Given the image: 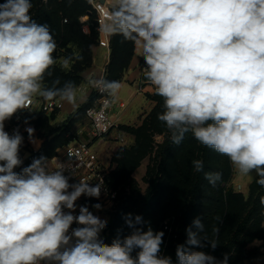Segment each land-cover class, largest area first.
I'll return each instance as SVG.
<instances>
[{
  "label": "clouds",
  "instance_id": "obj_1",
  "mask_svg": "<svg viewBox=\"0 0 264 264\" xmlns=\"http://www.w3.org/2000/svg\"><path fill=\"white\" fill-rule=\"evenodd\" d=\"M32 7V0L0 2V264H173L162 254L165 232L145 227L139 215L126 214L131 232L105 242L108 218L77 204L81 197L100 199L102 177L95 184L70 183L72 172L66 175L63 165L50 170L45 155L23 166L25 137L19 124L6 131V122L19 120L37 97L78 108L75 82L44 83L57 63V43L49 25L33 19ZM102 30L139 50L144 77L163 99L157 118L173 145L191 132L226 156L238 175L255 173L264 188V0H116ZM82 59L66 56L61 67ZM87 83L105 96L103 110L118 101L120 81L89 76ZM23 124L38 148L35 128L27 118ZM192 167L213 188L222 180L220 172H205L201 159ZM259 203L264 210V196ZM91 208L104 210L101 203ZM185 231L175 264H228V253L218 260L203 250H216L219 227L209 239L197 217Z\"/></svg>",
  "mask_w": 264,
  "mask_h": 264
},
{
  "label": "trees",
  "instance_id": "obj_2",
  "mask_svg": "<svg viewBox=\"0 0 264 264\" xmlns=\"http://www.w3.org/2000/svg\"><path fill=\"white\" fill-rule=\"evenodd\" d=\"M32 5L31 16L38 23L49 25L57 46L73 43L79 49V54L83 56L82 60L73 61V66L68 71L62 70L57 65L53 66L50 69L52 76H46L45 85L50 87L52 80L58 78L59 86H62L65 81H73L79 86L85 80L83 72L93 64L94 56L91 46L97 44L96 33L92 32L91 35H87L81 27L82 16L89 14L92 19L94 15L91 2L89 0H48L44 4L42 0H32ZM135 49L133 42L125 40L119 34L112 35L110 61L105 78L121 81L135 55ZM54 57H56V52ZM146 96L150 98L149 94ZM95 99L96 94L92 92L59 127L51 124V120L56 117L57 110L51 114L40 112L31 117V123L38 130V137L43 141L37 152L30 151L29 156L24 159L23 166H27L33 158L41 155L51 158L60 147L67 144L71 140L69 135L72 127L85 116L87 108L93 105ZM156 99L159 105L153 110L151 118H145L141 127L120 126L121 130L135 132L139 142L134 149L120 150L116 156L118 169L113 172L111 178L109 177V181L114 188L119 190L121 187V191L119 190L121 202L110 221L109 236L105 242L111 243L118 236L123 238L131 232L124 220L128 213L141 216L147 222L145 227L150 224L157 231L160 227L163 229L166 216L173 214L175 221L172 226L177 237L171 238L166 248L167 254L173 259V264L176 262V246L186 241L185 229L192 225L197 217H200L204 223L205 234L209 239L215 238L212 233L213 227L220 228L216 250L205 248L204 251L218 260L223 259V255L228 253V264L240 263L244 255L248 259L253 258L256 252L247 250V245L257 237L262 238L263 230L260 225L264 219V210L259 200L261 196H264V188L257 185L254 180L250 185L251 195L246 201L240 199L241 197L235 193L232 186L224 190L221 184L228 182L232 177V165L229 159L201 145L191 132L188 135L198 143L197 153L195 157H192V161L203 160L205 172L222 173V180L215 188L209 185L203 173L195 172L192 166L190 169L185 167V155L180 152L181 144L173 145L170 138L163 147L165 149L161 148L159 163L155 164L149 172L150 185L144 193L139 189L136 181L131 178L132 171L150 150V139L144 132L146 123L158 120V114L164 110L163 99L160 96ZM158 126L163 128L164 124L159 121ZM20 155L21 157L23 155L21 151ZM224 159H226L225 162ZM126 186L129 187L130 192L124 195ZM236 201L240 202V205L237 206Z\"/></svg>",
  "mask_w": 264,
  "mask_h": 264
},
{
  "label": "rangeland",
  "instance_id": "obj_3",
  "mask_svg": "<svg viewBox=\"0 0 264 264\" xmlns=\"http://www.w3.org/2000/svg\"><path fill=\"white\" fill-rule=\"evenodd\" d=\"M89 2H91V0H89ZM107 2L109 3L110 6L113 7V5H115L116 3V0H107ZM94 45L95 44L91 46V49ZM55 52H56L55 58L57 59L56 65L62 70H66V71L71 69V67L73 66V62L70 64V67L68 69H64L61 67L62 59L66 56H72L74 53L75 54L80 53L79 49L73 43H68L64 46L63 44H58ZM109 61L110 58H106V62H105L106 69L108 67ZM139 65L141 67L145 66L143 65V59H141ZM139 78H140L139 81L140 83H138L137 81L133 84H125L124 87L121 88V92L119 93L118 100H123L126 103L127 107L124 109H118L115 106L116 104L112 105V115L118 114L122 117L121 126L126 125L133 128L141 127L143 125L145 118H151L153 110L155 109V107L159 105L156 99L159 96L155 94L153 87L150 85V83H143V82L141 83V77ZM86 81L87 79H85L83 83H86ZM146 94H149L150 98H148ZM76 95L77 97L80 98L81 97L83 98L85 96L84 93H82L79 90H77ZM36 100L40 101L42 100V98L37 97ZM63 113H65V111L61 109L59 112V116L56 118V121H54V123L60 122L61 117H63L62 115ZM158 125H159L158 120H155L153 123L151 122L146 123L144 132L146 133V135L149 136L150 150L147 153V155L140 160L139 165L134 169V171H132L131 174V178H133L136 181L139 189L143 193L147 190V188L150 185L149 172H151V169L154 167L155 164L159 163L161 159L159 154L161 152V148L165 147L167 139H169L171 136V133L168 131L165 125L163 126V128L159 127ZM117 137L118 135L116 133H113L104 139H98V141L93 139V141L95 142L94 148L97 150L103 162L109 168L110 178L112 177L113 172L118 169V162L116 161V156L118 152L120 150L121 151L132 150L134 149V147L138 145L139 142L138 136L135 134V132H127L121 130L122 139L121 138L117 139ZM69 138L71 139L69 142H72L73 140L82 141V140L92 139V128L86 116H84L79 122H77L72 127ZM197 148H198V143H196L194 139H192V137L187 133L186 137L181 143V151H180L185 155L184 165L187 169H190V167L192 166V157L196 156ZM164 149L165 148H163V150ZM30 151L31 149L26 147L24 148L23 151L21 150V153L23 154L21 158L23 160L26 159L29 156ZM223 161L225 162L226 159H224ZM16 170L20 171V169H16ZM254 180H255V173H252L248 176H240L234 171L232 167L231 179L228 182H223L221 184V187H223L225 190L229 186H232L235 193L241 197L240 199H244L246 201L249 199L251 195L250 185ZM239 186H241V188ZM119 190L121 191V187H119ZM129 192H130L129 187L126 186L124 188L123 194L124 195L129 194ZM166 202L167 201H165V203ZM236 204L238 206L240 205V202L236 201ZM113 216L114 214L112 215V218ZM165 221H169L171 222V224H174L175 221L174 215L168 214L164 222ZM260 228L263 230L262 232L263 234L261 235L262 238L257 237L247 245V250L256 252V255L250 259L246 258V255H244L243 260L237 264H264V219L263 221H261ZM159 230H162L161 227L158 229V231Z\"/></svg>",
  "mask_w": 264,
  "mask_h": 264
},
{
  "label": "built area",
  "instance_id": "obj_4",
  "mask_svg": "<svg viewBox=\"0 0 264 264\" xmlns=\"http://www.w3.org/2000/svg\"><path fill=\"white\" fill-rule=\"evenodd\" d=\"M91 4L94 9V15L92 19L90 18L91 16L89 14L81 17L80 20L82 31L87 35H91L92 32H95L97 36V45L106 49V56L107 58H110L112 36L107 35L102 30V25L110 16L112 6H110L108 3L101 2L100 0H91ZM144 71L145 66L142 67L141 70V83H149L144 77ZM105 73L106 68L103 69L100 77L105 78ZM77 90L86 93L88 96L92 92H95L96 94V99L93 105L87 108L85 112V116L89 120L92 128V139L82 141L73 140L72 142H69L68 144L58 149L57 153L53 157L49 158L48 164L50 170L59 168L63 165L68 169V171H66L65 173L66 175L72 172L74 176L70 180V183H75L77 181L83 180L85 182L95 184L101 179V177L103 178L106 192L102 191L100 199L96 200L94 198L81 197V199L77 201V204H88L90 210L95 214L99 215L101 218H108V226L102 232V237L106 241L107 237L109 236L110 221L112 215L118 209V205L121 202V197L119 194V190L117 188H114L109 181V168L103 162L97 150L94 148L95 142L93 141V139L98 141V139H104L113 133H116L118 135L117 139H120L121 124L119 120H117V118L112 115V107L107 110H103L102 106L105 99L104 95H102L95 89H92L87 83H82L77 86ZM62 108L63 102L59 98H56L52 101H44L43 99L37 101L36 98H34L32 105L28 109V111L32 112L24 111L18 113L17 115L19 117V120H17L16 117H13L11 121L6 122V131L11 133L12 129L19 124L20 131L25 137L24 145L21 148V150L23 151L25 147L29 148V144L27 142V133L24 131L25 126L23 124V120L25 118L29 119L30 125H32L31 117H33L35 114H38L40 112L52 113ZM31 151L36 152L37 150ZM239 187L241 188V186ZM95 203H101L104 210L96 212L95 209H92L91 205ZM73 227H75V225H73ZM162 231L165 232L164 244L162 245V254L168 255L166 248L169 245L170 239L177 237V234L174 232L173 226L169 221H165L163 223Z\"/></svg>",
  "mask_w": 264,
  "mask_h": 264
},
{
  "label": "crops",
  "instance_id": "obj_5",
  "mask_svg": "<svg viewBox=\"0 0 264 264\" xmlns=\"http://www.w3.org/2000/svg\"><path fill=\"white\" fill-rule=\"evenodd\" d=\"M102 2V0H100ZM105 3H108L107 0H104ZM109 4V3H108ZM92 50H93V64L90 68H88L87 70H85L83 72V77L85 79H87V77L89 76H94V77H99V75L102 73L103 69L105 68V62H106V58H107V51L106 49L98 46L97 44H95L93 47H92ZM142 57L140 56L139 54V50L138 49H135V55L133 56V59L128 67V69L126 70L125 74H124V77L123 79L120 81L121 82V85L122 87H124L125 84H133L135 82L138 81V83H140V75H141V66L139 65L140 64V61H141ZM139 79V80H138ZM87 83V81H86ZM88 84V83H87ZM139 85V84H138ZM121 87V88H122ZM121 92V90H120ZM84 93V92H82ZM84 97L80 98V97H77V104H78V107L86 100L87 98V94L84 93ZM63 102V108L62 110L65 111V113H63V117H61V120L59 123H54V121H56V118L59 116V112L60 110H57V113H56V117L54 119L51 120V124L54 126V127H59V126H62L64 123H65V120L67 119V117L72 113L74 112L77 108H73L72 105L64 102ZM116 108L118 109H124L127 107L126 103L123 101V100H118L116 103ZM47 114H51V113H47ZM114 116L117 118V120H119L120 124H121V116L118 115V114H114ZM33 126V125H31ZM34 127V126H33ZM35 128V127H34ZM35 136L39 139V141L41 142L39 147L37 148L36 146L32 145L31 143L28 142V138H27V142L29 144V148L31 150H39L41 145H42V139H40L38 137V130L35 128ZM60 149V148H59ZM36 151V152H37Z\"/></svg>",
  "mask_w": 264,
  "mask_h": 264
},
{
  "label": "water",
  "instance_id": "obj_6",
  "mask_svg": "<svg viewBox=\"0 0 264 264\" xmlns=\"http://www.w3.org/2000/svg\"><path fill=\"white\" fill-rule=\"evenodd\" d=\"M102 2H104V0H102Z\"/></svg>",
  "mask_w": 264,
  "mask_h": 264
}]
</instances>
